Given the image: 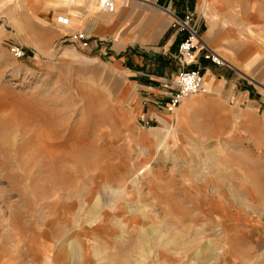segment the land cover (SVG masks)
Here are the masks:
<instances>
[{
    "label": "rangeland",
    "instance_id": "374dc122",
    "mask_svg": "<svg viewBox=\"0 0 264 264\" xmlns=\"http://www.w3.org/2000/svg\"><path fill=\"white\" fill-rule=\"evenodd\" d=\"M215 10L214 84L143 130L78 8L0 0V264H264V0Z\"/></svg>",
    "mask_w": 264,
    "mask_h": 264
},
{
    "label": "crops",
    "instance_id": "0c3cea01",
    "mask_svg": "<svg viewBox=\"0 0 264 264\" xmlns=\"http://www.w3.org/2000/svg\"><path fill=\"white\" fill-rule=\"evenodd\" d=\"M89 1L84 0L80 6L75 0H67L80 14L70 16V25L61 34L83 32L89 41L88 50L99 56L107 54L114 61L127 82L122 95L133 100L136 115L142 121L149 120L151 125L165 123L167 117L163 112L167 113L165 105L174 92L173 81L180 69L177 50L184 33L170 28L167 12L179 18L192 12L199 37L208 43L210 50L215 45L231 43L227 29L212 30L217 0L206 3L203 0H108L114 4L113 12L101 11L97 1L95 6L93 3L92 7H86ZM211 33L215 35L212 37ZM202 48L197 50L189 68L203 70L204 82L212 86L214 81L209 75L213 76V65L201 57L203 53L199 56ZM215 80L217 86L226 81L223 75ZM56 261L66 264L58 258Z\"/></svg>",
    "mask_w": 264,
    "mask_h": 264
},
{
    "label": "built area",
    "instance_id": "2783aa9c",
    "mask_svg": "<svg viewBox=\"0 0 264 264\" xmlns=\"http://www.w3.org/2000/svg\"><path fill=\"white\" fill-rule=\"evenodd\" d=\"M103 11L113 12L114 4L111 1L105 2ZM170 16V28L176 31L184 33V38L180 41L177 50V62L179 64V72L173 81L174 92L169 98L168 103L165 105L167 113H173L178 105L189 95L196 94L202 91L203 87V75L198 69H190L195 55L197 52V46L202 45V40L198 33V24L196 23L195 15L192 12H188L184 17L179 18L167 12ZM56 24L62 27H69L70 19L65 15H58L55 18ZM70 42L77 44L80 48H87L89 41L85 35L81 32H77L71 35ZM10 52L15 59H22L25 56V51L21 46L11 44ZM202 57L205 60H211L214 63H218L219 60L213 56L212 52L205 49ZM151 128V122L144 120L141 122V129L146 130Z\"/></svg>",
    "mask_w": 264,
    "mask_h": 264
},
{
    "label": "bare ground",
    "instance_id": "6f19581e",
    "mask_svg": "<svg viewBox=\"0 0 264 264\" xmlns=\"http://www.w3.org/2000/svg\"><path fill=\"white\" fill-rule=\"evenodd\" d=\"M96 1H97V4H98L99 6L101 5L100 9H101V11H103L102 8H103L105 2H107L108 0H96ZM261 41H262V40H261ZM262 45H263V47H264V41L262 42ZM255 46H257V45H255ZM216 59L219 60V61L221 60L220 57H218L217 55H216Z\"/></svg>",
    "mask_w": 264,
    "mask_h": 264
}]
</instances>
